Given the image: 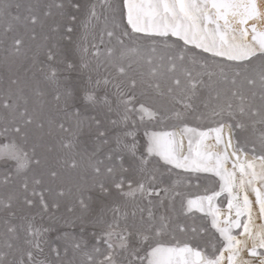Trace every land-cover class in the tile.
Returning <instances> with one entry per match:
<instances>
[{
    "label": "snow or ice",
    "instance_id": "6c2138e0",
    "mask_svg": "<svg viewBox=\"0 0 264 264\" xmlns=\"http://www.w3.org/2000/svg\"><path fill=\"white\" fill-rule=\"evenodd\" d=\"M0 169V264H264V0H0Z\"/></svg>",
    "mask_w": 264,
    "mask_h": 264
},
{
    "label": "rangeland",
    "instance_id": "374dc122",
    "mask_svg": "<svg viewBox=\"0 0 264 264\" xmlns=\"http://www.w3.org/2000/svg\"><path fill=\"white\" fill-rule=\"evenodd\" d=\"M21 2H25L26 3L27 0H21ZM115 2L118 3L119 0H115ZM118 19H119V17H118ZM123 26L124 25L121 24V27H123ZM105 42L107 43V37H105ZM147 43L148 42L143 40V39H125V44L129 48H134V47H137L139 45L147 44ZM113 45H115V41L114 40L112 41V45H109V46H113ZM144 70L147 71V66L146 65L144 66ZM192 123L195 124L196 122L193 121ZM140 135L141 136L143 135V131L142 130L140 132ZM0 170H2V169H0ZM165 179L167 180V177ZM172 179H176V177L173 176ZM189 180H190L191 187L187 188L186 190L189 191L190 193H192L193 195L202 194L205 187L213 188V187L216 186L214 178H206L205 175H203V174L201 175V177L199 179V185H200L199 187H196V185H197V177L196 176H191L189 178ZM220 199L223 200V197H221ZM187 222L191 223V221H187ZM197 222H199V221H197ZM54 227L60 229L61 231H75L76 233H79V225H76L75 228H73L72 226L64 225L63 222L61 221L59 224L54 225ZM56 234H57L56 232L52 233V237L51 238L53 240L55 239ZM176 238H177V240L188 239V237H185L182 234H177Z\"/></svg>",
    "mask_w": 264,
    "mask_h": 264
}]
</instances>
